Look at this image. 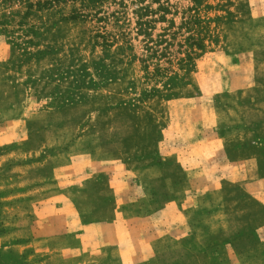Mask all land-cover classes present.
Wrapping results in <instances>:
<instances>
[{"label":"rangeland","instance_id":"rangeland-1","mask_svg":"<svg viewBox=\"0 0 264 264\" xmlns=\"http://www.w3.org/2000/svg\"><path fill=\"white\" fill-rule=\"evenodd\" d=\"M73 157L114 170L54 178ZM132 163L185 177L161 211L224 193L165 217L154 264H264V0H0V264H124L100 224Z\"/></svg>","mask_w":264,"mask_h":264},{"label":"crops","instance_id":"crops-1","mask_svg":"<svg viewBox=\"0 0 264 264\" xmlns=\"http://www.w3.org/2000/svg\"><path fill=\"white\" fill-rule=\"evenodd\" d=\"M180 156L181 153L177 155L178 159ZM72 160L66 166L58 167L54 165L52 168L54 178L68 179L82 172H90V177L92 178L100 169L101 171L114 170V166H107L111 162L108 160H84L75 157ZM193 175L196 176L195 173ZM190 176H192V172ZM114 178H116L112 200L114 202H111L115 204L116 208L114 217H109L106 222L100 224L101 228H103L101 229L103 231L100 232L102 233L101 237L110 241L106 246L110 245L109 248H115L121 255L124 264H154L156 258L155 242L167 235L175 236L172 235L170 230L164 228V222L162 221L165 217H176L174 220L178 222L175 223L174 229L178 232L176 237L180 238L185 235V231H179L178 229L186 227V219L182 217L194 216H188L185 212L186 210L182 211L183 208L186 209L188 207L186 204L190 203V206H193L194 203V207L197 208V199L200 196L199 191L203 193L204 191H212L214 195H218L216 198H219V194H224L219 183L208 185L200 180H191V189L196 191V193H192V198L188 202L187 198L182 197L173 199V201L169 200L161 211L156 207L154 196L156 181H160L164 190L167 191L185 189L186 179L185 177L181 178V174L170 175L164 167H139L137 164L132 163L129 168L125 164L117 166ZM263 182L262 174L258 171L255 176H251L246 182H243V188L245 191L252 192L257 198H263ZM215 206L216 209L213 210L211 217L219 219V209L217 208L219 204ZM192 210L195 209L193 208ZM156 226H161V229H156ZM123 227H129V229L121 230L120 228ZM112 230L114 232H111ZM218 232L219 230L212 234ZM232 248L235 249L234 246Z\"/></svg>","mask_w":264,"mask_h":264}]
</instances>
